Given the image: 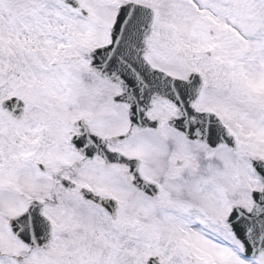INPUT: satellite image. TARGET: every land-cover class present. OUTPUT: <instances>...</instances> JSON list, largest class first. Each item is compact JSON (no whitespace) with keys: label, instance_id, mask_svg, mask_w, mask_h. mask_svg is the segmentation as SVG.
I'll list each match as a JSON object with an SVG mask.
<instances>
[{"label":"snow or ice","instance_id":"1","mask_svg":"<svg viewBox=\"0 0 264 264\" xmlns=\"http://www.w3.org/2000/svg\"><path fill=\"white\" fill-rule=\"evenodd\" d=\"M0 264H264V0H0Z\"/></svg>","mask_w":264,"mask_h":264}]
</instances>
